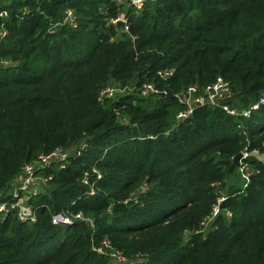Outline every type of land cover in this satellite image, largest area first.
<instances>
[{"label":"trees","instance_id":"1","mask_svg":"<svg viewBox=\"0 0 264 264\" xmlns=\"http://www.w3.org/2000/svg\"><path fill=\"white\" fill-rule=\"evenodd\" d=\"M218 76L233 106L264 96V0H0V203L16 199L26 163L72 151L37 171L50 190L28 201L35 222L0 210V264H113L105 240L128 264H264V161L243 158L247 186L219 201L233 157L264 155V106L245 118L203 105L176 121L175 94ZM148 81L166 93L100 100ZM217 204L229 215L205 227ZM58 212L72 224H54Z\"/></svg>","mask_w":264,"mask_h":264},{"label":"built area","instance_id":"2","mask_svg":"<svg viewBox=\"0 0 264 264\" xmlns=\"http://www.w3.org/2000/svg\"><path fill=\"white\" fill-rule=\"evenodd\" d=\"M121 1V0H120ZM132 3L141 7L143 0H131ZM72 14V11L67 12V19H69V15ZM1 15H6L5 13H1ZM121 18H117L114 22H118ZM73 21V20H72ZM125 22V20H124ZM174 70L173 69H160L157 74L161 79L167 80L169 79ZM138 89L139 95L142 97H147L153 93H166L165 90L161 89L154 82H144L139 87L136 86H128V85H120L112 86L108 85L104 87L100 92V100L106 98H119L123 95H127L129 93H133ZM231 85L228 80H226L223 76H218L215 81L212 83L200 86L198 84H191L188 87L182 89L178 93L175 94L178 102L181 103L184 108L176 115V121L181 122L193 114L194 110L198 106L208 105L213 108H220L224 110L226 113L232 116H242L245 118H250L253 114L254 110L259 109L264 106V96H262L258 101L252 103L249 107L243 108L242 110H237L230 103V98L232 97ZM167 134V133H166ZM157 136H151V138H156ZM86 147V144H83L78 150L77 154H80ZM72 154V151L65 149H56L50 153H40L33 161L26 163L21 173L13 180L15 186L10 190V193L16 198L14 201L10 203H0V210L4 212H8L10 210H16L18 219L22 222H35L37 220V212L35 208L29 204L30 194L36 186V182L39 178L37 175V171L49 166L54 161H66ZM250 153L247 149L245 152L243 151L242 159L247 157ZM245 166V165H243ZM93 175H96V178L100 179L102 177L101 172L94 167L92 169ZM247 177V183L249 182V175ZM44 181H48L47 178L43 179ZM82 182L89 187V193H95V183L91 182L89 178V173L86 172L82 177ZM216 206V205H215ZM214 206V207H215ZM76 219H85L91 221L89 218H85L83 213H77L75 215ZM52 221L56 225H69L73 222V217L65 212H58L52 215ZM104 247H100L97 250L100 253H110L112 262H118L119 264H128V258L124 255V253L120 250H114L109 241L105 240L103 243ZM109 249H113L111 252ZM141 259V258H140ZM133 262V260H132Z\"/></svg>","mask_w":264,"mask_h":264},{"label":"rangeland","instance_id":"3","mask_svg":"<svg viewBox=\"0 0 264 264\" xmlns=\"http://www.w3.org/2000/svg\"><path fill=\"white\" fill-rule=\"evenodd\" d=\"M69 17L70 18L68 20L70 22L75 18L74 14L73 15L70 14ZM121 20L124 21L123 18H121ZM112 86H118V84H113ZM232 98H233V94H232V97L230 99H232ZM234 107H236L237 110H242L243 109V108L237 107V106H234ZM245 149L242 150V151L245 152ZM250 154L251 155H255L258 159L264 161V155L260 154L258 151H253ZM236 167L237 168H236V171H235L234 175L230 179H228V181L226 182L227 188L223 192V196L219 198V201L224 200L225 196L228 194V188H230V187H232L234 189H244L245 188L246 183H247V177L246 176L249 175V171L250 170H248L247 166H243V164L241 162L239 163L238 166L236 165ZM43 179H44V177L39 176V178H38V180L36 182V186L34 187L33 191L30 194V198H32L33 196H35V195H37L39 193H47V192H49L50 187H47V181H44ZM14 186H15V184L12 181V183L10 185V190H12V188ZM143 188H145V186H143ZM143 188H141V189L143 190ZM222 211L225 212L226 215H229V211L221 210L219 208V205L217 204L213 208L211 213L209 214L208 221L207 222L205 221L206 222L205 227H209L213 223V221L215 220L217 215H219ZM205 222H203V223H205ZM124 255L128 258L129 263H133L134 262V260L132 259L131 256H128L126 254H124ZM143 257L144 256L142 254H140L138 258L142 259ZM132 260H133V262H132ZM113 264H119V263L118 262L116 263L114 261Z\"/></svg>","mask_w":264,"mask_h":264},{"label":"water","instance_id":"4","mask_svg":"<svg viewBox=\"0 0 264 264\" xmlns=\"http://www.w3.org/2000/svg\"><path fill=\"white\" fill-rule=\"evenodd\" d=\"M124 22L122 20H119V25H122ZM243 157V151L238 152L234 157H233V163H235L237 166L240 163L241 158Z\"/></svg>","mask_w":264,"mask_h":264}]
</instances>
